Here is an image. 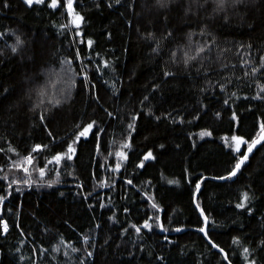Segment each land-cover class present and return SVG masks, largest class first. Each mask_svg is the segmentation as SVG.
<instances>
[{"label":"trees","instance_id":"1","mask_svg":"<svg viewBox=\"0 0 264 264\" xmlns=\"http://www.w3.org/2000/svg\"><path fill=\"white\" fill-rule=\"evenodd\" d=\"M56 1L0 0V264H229L201 209L264 264V142L198 188L264 128V0Z\"/></svg>","mask_w":264,"mask_h":264},{"label":"water","instance_id":"2","mask_svg":"<svg viewBox=\"0 0 264 264\" xmlns=\"http://www.w3.org/2000/svg\"><path fill=\"white\" fill-rule=\"evenodd\" d=\"M264 142V128L262 130V132L259 134V136L246 148V151H245V154L240 158L239 162L237 165H239V167L236 166V168L229 174V175H226L224 177H212V176H204L200 182H199V190H201L202 188V183L203 181L206 179V178H214V179H217V180H226L228 179L229 177H232V176H235L236 174H238L241 170V168L243 167L244 164H246L250 158V156L254 153V151ZM198 195L199 193L196 194V204L198 207L199 204H198ZM201 213L203 214L204 218H205V225H204V228H203V232L205 234V236L207 237V239L210 241V243L218 250L220 251L221 253H223L226 261L229 263V264H233L226 251L224 249H222L220 246H218L215 242H213L211 240V238L209 237L208 235V218L206 217L204 211L201 209L200 210Z\"/></svg>","mask_w":264,"mask_h":264},{"label":"rangeland","instance_id":"3","mask_svg":"<svg viewBox=\"0 0 264 264\" xmlns=\"http://www.w3.org/2000/svg\"><path fill=\"white\" fill-rule=\"evenodd\" d=\"M33 1H35V0H32V2ZM55 4H57V1L55 0ZM91 128H92V126H91ZM91 128H87L88 130H87V132L84 134V135H82V136H88V134H89V132H90V130H91ZM85 132V131H84ZM71 151L69 152V155L70 156H73L74 155V151H75V149L73 148V147H71ZM62 156L61 155H59L58 157H57V159L59 160L60 158H61Z\"/></svg>","mask_w":264,"mask_h":264},{"label":"snow or ice","instance_id":"4","mask_svg":"<svg viewBox=\"0 0 264 264\" xmlns=\"http://www.w3.org/2000/svg\"><path fill=\"white\" fill-rule=\"evenodd\" d=\"M27 3L31 4L32 0H26ZM37 2H41V0H37ZM53 6H55V0H53ZM69 7H71V3H69ZM89 128H91V125H89ZM88 129H85V132H82L81 135H84L87 132ZM72 150L71 148L69 149ZM239 167V165H237Z\"/></svg>","mask_w":264,"mask_h":264}]
</instances>
